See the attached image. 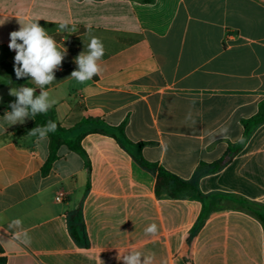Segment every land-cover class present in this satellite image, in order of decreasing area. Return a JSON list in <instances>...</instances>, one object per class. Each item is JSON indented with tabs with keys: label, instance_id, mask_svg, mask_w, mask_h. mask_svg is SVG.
I'll use <instances>...</instances> for the list:
<instances>
[{
	"label": "crops",
	"instance_id": "obj_1",
	"mask_svg": "<svg viewBox=\"0 0 264 264\" xmlns=\"http://www.w3.org/2000/svg\"><path fill=\"white\" fill-rule=\"evenodd\" d=\"M34 21L67 49L46 87L55 120L65 129L84 119L124 124L147 161L193 181L204 198H157L155 174L100 133L81 142L88 190L85 159L65 145L44 173L49 135L37 142L32 117L5 121L15 88L0 87V264H123L129 251L153 264H264L262 224L232 201L264 203V124L229 165L209 167L264 101V0H0V60L14 65L10 33ZM92 37L104 45L103 71L79 83L74 61ZM78 208L88 248L70 233L67 215ZM16 218L30 246L14 240ZM152 223L158 233L148 237Z\"/></svg>",
	"mask_w": 264,
	"mask_h": 264
},
{
	"label": "clouds",
	"instance_id": "obj_2",
	"mask_svg": "<svg viewBox=\"0 0 264 264\" xmlns=\"http://www.w3.org/2000/svg\"><path fill=\"white\" fill-rule=\"evenodd\" d=\"M91 3V0H89ZM17 31L10 33L9 48L16 54L14 57V72L17 79L30 77L35 83L36 88L20 86L11 89L10 95L16 97L15 102L9 105L11 111L4 114L5 121L11 125L24 123L30 117L34 118L39 114L48 112L56 103L50 97L46 87L55 81V71L62 65V61L67 52L66 48H58L57 43L46 29L38 21L20 24ZM67 30V23L62 22L59 26ZM88 51H82L76 58L77 69L71 73V78L79 83H86L98 77L103 68L99 61L105 54L102 41L97 37H92L88 44ZM37 90H39L37 94ZM57 130V124L48 121L43 126H36L30 131L38 137L37 142L46 139L49 133ZM227 132V129H224ZM13 229V238L23 245H31V237L28 231L23 227L21 219H13L9 225ZM158 233V226L155 223L150 224L145 229L148 237H153ZM119 259L123 264H153L152 255H144L140 251H129ZM101 264L103 262L100 260Z\"/></svg>",
	"mask_w": 264,
	"mask_h": 264
},
{
	"label": "trees",
	"instance_id": "obj_3",
	"mask_svg": "<svg viewBox=\"0 0 264 264\" xmlns=\"http://www.w3.org/2000/svg\"><path fill=\"white\" fill-rule=\"evenodd\" d=\"M144 3H151L153 0H142ZM93 79H96L93 77ZM30 77H25L22 79H17L14 72V65L10 62L0 60V87H13L18 88L20 86H34L30 83ZM34 123L32 128L36 126H43L47 124L48 121H53L57 124V130L54 133H49L50 137V156L43 168V172L46 173L52 166V163L58 158V149L65 145L69 149L80 154L86 163L88 170V184L87 190L90 187V173L91 164L88 155L81 145L82 139L89 134L100 133L112 137L117 143L123 148L132 159L143 169L148 172L155 174L156 176V187L155 193L157 198H171L175 199L180 196L183 192L197 193L203 200V196L199 193L193 181L184 180L177 175L169 172L157 163H152L147 161L142 153L144 143H133L126 136L124 124L119 126H111L106 122L99 119H84L81 123L76 125L72 129H65L62 127L54 118L53 114L49 110L46 113L39 114L33 118ZM244 133L240 141L235 144H230L224 153V155L214 163L210 164L209 167L212 172H218L229 165L233 159L242 151V149L248 143L253 132L262 124H264V101L259 105V111L256 115L249 119L242 121ZM75 133V137L71 140L66 141L65 135L67 133ZM236 203L241 210L248 213L252 217L256 218L264 228V203L250 201L244 198H235L232 200ZM208 217V213L204 210L199 218V221L195 227L197 231ZM69 229L74 240L83 245L84 247H89L90 242L88 239L85 224L82 219L81 209L78 208L75 211L70 212L67 215ZM188 242H190L188 238Z\"/></svg>",
	"mask_w": 264,
	"mask_h": 264
},
{
	"label": "built area",
	"instance_id": "obj_4",
	"mask_svg": "<svg viewBox=\"0 0 264 264\" xmlns=\"http://www.w3.org/2000/svg\"><path fill=\"white\" fill-rule=\"evenodd\" d=\"M65 197H66V195L64 193H60L56 196L55 200L58 202H63Z\"/></svg>",
	"mask_w": 264,
	"mask_h": 264
}]
</instances>
